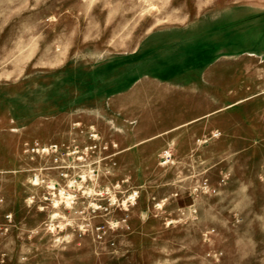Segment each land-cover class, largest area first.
Returning a JSON list of instances; mask_svg holds the SVG:
<instances>
[{"label": "rangeland", "instance_id": "rangeland-1", "mask_svg": "<svg viewBox=\"0 0 264 264\" xmlns=\"http://www.w3.org/2000/svg\"><path fill=\"white\" fill-rule=\"evenodd\" d=\"M169 28L250 38L167 97L129 58ZM0 198V264H264V0H0Z\"/></svg>", "mask_w": 264, "mask_h": 264}, {"label": "crops", "instance_id": "crops-1", "mask_svg": "<svg viewBox=\"0 0 264 264\" xmlns=\"http://www.w3.org/2000/svg\"><path fill=\"white\" fill-rule=\"evenodd\" d=\"M172 31L169 28L151 34L144 42L143 50L129 58L137 60L138 70L152 61L154 70L148 73L154 79L174 82L171 91L165 94L167 97L180 95L178 81L186 74L184 60H193L194 66L189 72L199 81H218V69L223 64L222 60H229V53L240 48L250 38L243 31L234 34L229 29L223 31L199 28L188 34L183 29L177 35Z\"/></svg>", "mask_w": 264, "mask_h": 264}, {"label": "built area", "instance_id": "built-area-1", "mask_svg": "<svg viewBox=\"0 0 264 264\" xmlns=\"http://www.w3.org/2000/svg\"><path fill=\"white\" fill-rule=\"evenodd\" d=\"M95 130H91L90 135L93 138L94 143L91 145H88L86 147H81L80 149L79 146L73 145V146H64L58 143H41L39 141H34L31 143H25V148H24V152L28 153L31 155V157L33 158L35 155L38 156H49L50 158L53 159L54 163H58L60 160H62V157L64 155H69L70 154V150H72V152H80L82 153V155L84 154H88L89 149H91V151H94V149L99 148L100 150H108L109 147H116L117 144L112 143L109 144L108 142H104L102 143V141L99 142V134L97 132H94ZM217 135V134H215ZM70 149V150H68ZM85 150L87 152H85ZM118 151H115L114 153H112V155H117ZM164 157L168 158L167 161L169 160V158L171 157V151H164L163 153ZM60 167V165H58ZM33 182L36 183L37 185H44L46 186L49 191L52 193V195H55V189L57 188L56 185L57 183L52 181V180H48L46 178H44L40 172H37L34 174V178H33ZM63 189H60L61 193L63 192ZM139 195V191L138 190H131L128 195L126 196V198H124L121 202L123 204V208L125 210H128L130 206L134 205L136 202V199ZM64 198L66 199L65 202H67L69 205H72L75 202V196L73 194L67 193V195H63ZM3 199L0 198V202H2ZM120 202H117V198H114L113 201L109 202V205L107 206H102V205H98L95 204V206L93 207V210H109L110 206H118L120 207Z\"/></svg>", "mask_w": 264, "mask_h": 264}]
</instances>
